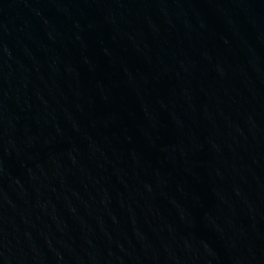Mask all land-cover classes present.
I'll return each instance as SVG.
<instances>
[{
  "label": "water",
  "instance_id": "obj_1",
  "mask_svg": "<svg viewBox=\"0 0 264 264\" xmlns=\"http://www.w3.org/2000/svg\"><path fill=\"white\" fill-rule=\"evenodd\" d=\"M0 264H264V0H0Z\"/></svg>",
  "mask_w": 264,
  "mask_h": 264
}]
</instances>
